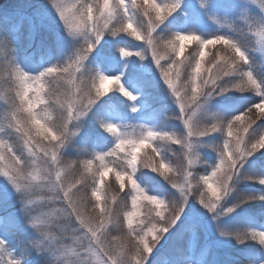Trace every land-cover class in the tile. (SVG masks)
<instances>
[{
  "label": "snow or ice",
  "instance_id": "6c2138e0",
  "mask_svg": "<svg viewBox=\"0 0 264 264\" xmlns=\"http://www.w3.org/2000/svg\"><path fill=\"white\" fill-rule=\"evenodd\" d=\"M214 2L215 0H209L208 7H211ZM251 3L256 4L257 0H251ZM51 6L57 12L64 28L67 29L68 36L73 39L81 38L83 44L75 49L74 56L68 57L66 62L54 63L44 67L36 75H30L27 71L21 70L13 62L16 79L20 85V90L16 93V96L19 98V105H13L14 110L11 113L8 127L9 129H14L15 133L23 139L24 147L30 154H34V143L39 147V143L34 140L33 136V129H35L36 136H42L44 140L49 142L48 146L40 147V151L43 152L45 157H49V149H51L50 160L52 166L58 165L60 163L58 149L65 147L68 141V124L71 123L74 116L77 118L86 116L97 102L111 91V85L115 84L118 86L117 91L129 100L133 102L137 100L138 97L125 87V84L122 82V74L107 75L102 73L98 68L89 69L84 63L97 50L98 46L101 45V41L104 40L106 33L111 36H116L119 33H128L135 37L136 40L146 41L152 51V59L155 65L161 70L167 89H170L176 98V103L179 106V114L176 118L183 119L187 128L186 138H175V142L180 144L182 148L186 147L191 152L193 149L192 140L194 138L208 137L216 132L224 133L225 129L227 137L231 138L235 135L234 142L231 139L224 140L223 147L218 153L219 163L213 166L211 176L200 177V180L203 181V184L211 194L210 198H206L204 192L199 191V189H194L192 181L195 177L193 176V172L185 170L183 173L185 181L183 185L178 186L176 183L169 181L172 188H178L179 195L172 193V195L176 196L174 200L158 199L157 195H144L143 188L137 182L139 180L138 177L133 178L137 172L138 154L145 146L152 148L154 140H173L174 137L167 131L148 128L138 139H129L127 132L122 130L118 126V123L106 121L99 116L96 117L97 125L104 132L115 136V146L107 152L98 153L95 157L96 160L100 161V168L98 169V178L96 176L92 177V196L96 198L97 202L100 200V188L98 185L104 183L105 177L110 172H115L116 181L119 183L121 189L124 188V178L127 177L135 193L131 196L133 211L124 214V219L127 221V235L132 241L131 251L133 252L131 258L128 259V264H147L156 246L166 235L172 234L173 230L177 229V225H181L182 231L186 227H191L193 235L197 236L204 227L201 220L205 213L215 221L220 216L233 212L235 208L247 203L249 200L264 201V194L239 193L235 203L231 207H225L227 203L226 198L237 190L236 186L240 180H253L264 185V177L242 173L248 157L257 151L264 150V91L261 90V85L254 78L253 73L245 70V66L250 61L249 54L245 50L246 46L241 45L234 37L226 34H216L211 38L204 39L193 30L186 32L176 31L173 39L164 41V45L171 49L176 58L183 55L185 41H196L198 43L199 59L195 58L196 54L194 53V65L189 61L187 66L191 69V100L199 109L202 110L212 97L222 95L233 89L245 92L251 86L257 92V96L261 97L259 102L251 103L249 107L245 108L241 113L234 115L231 119L214 114L215 122L208 120L201 126V122L193 120V116L189 114L191 105H186L183 102L181 89L173 81V71H175L176 81H179L182 62L177 63L176 60H171L167 68L161 65V60L165 57L158 55V42L152 36V33L157 28L162 32L161 26L165 25L168 18L180 9L181 0H173L171 4L163 6L157 3L156 0H142L141 5H137V0H131V6L127 5L125 0H113L111 3L110 0H103L102 6L98 0L96 3L84 0L75 9L65 7L63 4L58 3L57 0H51ZM199 8L207 10L205 6ZM141 11L142 15L148 18L147 29L144 35H142L141 31L142 24H137L136 26L133 24L134 16ZM153 12L155 13L154 19L152 17ZM164 12L167 15H163L162 13ZM13 19L15 22L12 24L10 31L0 32V43L12 45L21 38L27 39L29 42L37 39V26L30 19L28 20L29 30L27 35L21 31L25 18L14 17ZM248 19L258 26L257 34L264 41V4H260L259 17L253 14ZM52 40L56 47L62 45V38L54 36ZM217 44L225 46L231 52V55L224 59H221L217 55L212 64V68L217 69V73L212 74L209 78L200 79L205 49L210 45L214 46ZM41 46H45L43 42ZM13 51L15 52L14 48ZM119 54L120 57L124 58L136 55L143 59L147 53H133L125 47H119ZM212 68L208 70L210 73L212 72ZM65 77L68 78L69 82L80 80V85L76 87V94L82 95H80L79 100L68 99L66 108L65 104L57 99L55 102L59 103L62 109H65V112L62 114L64 119L60 123H56L55 121L46 122L44 118L39 117L34 111L40 104L48 103L47 100L42 99L40 96L43 86L41 85L40 88L33 89V85L29 82L36 81L39 83L42 78H51L58 88ZM198 79H200V84L197 83ZM201 84L206 90L200 91L199 95H197ZM32 91H35L34 97L29 95ZM185 94H187V91H185ZM48 95L49 97L56 96V90L50 89ZM84 97H87V103L83 102ZM131 111L136 112L138 108L134 105ZM18 113H26L27 116L20 117ZM257 120H259L258 124L256 123ZM238 126L242 129L244 135H241L239 131L234 133L233 130L238 128ZM0 131H3V129H0ZM200 140L198 139L197 143H200ZM126 146L131 151L126 152ZM0 149H4V151H0V161L5 159L6 152L11 162L10 165L5 166L0 171V176L5 177L8 184L14 189L19 204L17 212L21 214L20 217L11 213L0 215V226L6 227L11 225L15 229L14 232L6 230L0 236V264H19V260L15 256L4 251L5 246L9 243V236L13 240L24 241V254H31L32 252L42 253L46 257L44 264H53L50 256L54 252V245L46 243L47 236L42 234L39 239L25 236L29 228H37L38 224L28 216V204L30 201L27 200V189L30 185H24L22 188V165L25 163L23 156H17L13 148L6 146L3 140H0ZM119 152H125V156L123 157V162L118 165L120 170H116L109 167L108 163H105V159L106 157H115L116 160H120ZM152 152L157 156L166 158L163 150L159 147L152 148ZM116 160L111 162L116 163ZM192 162L189 159V165ZM84 163L87 171H91L93 161L87 160ZM144 166L152 167L153 171L158 170L150 164H145ZM159 168H167L163 159ZM161 174L163 175V173ZM41 178L47 181L45 186L52 193L51 198L59 199L66 203L65 211L68 216L75 217V220L79 224V229L83 231L89 240L88 246L84 249L85 253L94 244L98 254L105 257L100 264H125L123 256H117L104 246L102 242V235L105 232L103 220L100 223L93 224L90 218H86L85 216L84 209L87 206L88 196L86 191L81 192V188L78 187V185H84L85 178L82 176L79 181L66 185L59 171L56 172L54 179L51 172H45L43 177L38 175L31 176L32 181H38ZM165 178L167 179V177ZM78 193L79 195L77 196ZM10 198L11 194L5 197V199ZM140 199L155 204L157 208L162 206L167 211V215H165L164 211H156V216L159 218V227L157 223H152L151 220L148 221V224H145L141 220L138 222L141 226L133 227V217L137 215L138 201ZM193 203L198 204L203 213H197V211L193 210ZM94 207H99V204L97 203ZM100 215L101 217L108 215L109 223L112 222L111 213H106L105 209L102 208L100 210ZM115 223L122 227V221L119 217L116 218ZM217 230L221 236L234 238L238 244L245 243L249 239L255 241L258 238L259 244L264 246V231L229 230L219 225H217ZM182 231L175 233L177 242H179V234ZM56 243L58 244L59 240H56ZM5 255L8 257L7 261L4 260ZM80 264H84V261L81 260Z\"/></svg>",
  "mask_w": 264,
  "mask_h": 264
},
{
  "label": "trees",
  "instance_id": "16d2710c",
  "mask_svg": "<svg viewBox=\"0 0 264 264\" xmlns=\"http://www.w3.org/2000/svg\"><path fill=\"white\" fill-rule=\"evenodd\" d=\"M47 0H0V32H7L11 29V24L14 22V17L17 18V11L23 10L30 14L36 13V9L38 5L48 4ZM79 5L84 2V0H79ZM89 2L96 3L97 0H89ZM99 2V0H98ZM160 5L168 4V2L162 0H156ZM4 3V4H2ZM125 3L131 6V0H125ZM142 0H137V5H141ZM257 4H264V0H257ZM183 9H178L175 12L176 18L183 17ZM141 13H137L134 16L133 24L136 26L137 24H142V35L146 32L145 22L141 16ZM166 12L162 13L165 15ZM95 14V9H94ZM131 14V13H130ZM155 17V13H152ZM148 21V18L145 17ZM180 26V25H179ZM162 27V32L159 28H157L153 33V38L158 42V51H160L161 56L165 58L161 60V65L167 68L168 64L171 60H176L177 63H181L180 72L181 75L179 77V81H176L177 86L181 89V95L184 98L191 100V69L187 66L189 61H191L194 65L193 54H196V59H199L198 56V43L196 41H185V49L183 55L179 58H176L174 54L171 52L170 48H167L164 45V41L174 38V33L179 31L176 27ZM239 28V27H238ZM237 27H232L231 29H209V30H197L195 31L202 38L208 39L216 34H226L228 36L234 37L238 42L239 40V32ZM238 29V30H237ZM22 31V30H21ZM241 32L247 31V28L240 29ZM23 32V31H22ZM52 35H47V32H43L41 29L37 34V40L42 45L44 43L45 47L53 50V53L49 56V60L41 67L36 69L34 67V62L30 60H26V54L23 53V50L26 46V40L21 38L18 42H14L12 45H6L4 48V57L0 60V85L1 83L5 86V92L10 97V100H14L19 105V98L16 96L17 91L20 90L19 81L16 79V74L14 70V63L21 70L27 71L30 75H36L38 71L42 70L44 67L50 66L54 63H64L67 61L68 57H70V53L73 49L65 48L64 50L58 49L55 46L52 40ZM123 41L122 46L126 49L135 52H146L147 54L142 59L140 56L133 55L131 57L123 58L119 60V67L122 71V77L126 79H134L139 76H144L145 74H150L151 70H156L157 72H161L160 68L157 66L154 67L152 63V51L144 40H136L135 37L131 38V35L125 33L121 38ZM242 41V39H241ZM179 43V42H177ZM83 44V41L76 42L75 46L79 48ZM246 46L248 49V54L250 57L249 64L245 66V70L251 71L253 73L254 78L257 79L258 83L261 85V90L264 91V77L262 76L263 72L250 49L252 44H248L244 42L242 44ZM164 46L165 49H161L160 47ZM217 46V49H216ZM15 49V52L13 51ZM251 52V53H250ZM158 55H160L158 53ZM219 57L221 59L227 58V56L231 55V52L225 48V46L221 44L210 45L207 49H205V56L202 60V68L200 79L209 78L212 74L217 73V69L212 68V64L214 62V58ZM105 58L102 53L93 52L85 64L89 69H97L101 65V63L105 64ZM171 58V59H170ZM3 61V62H1ZM96 63V66L93 65ZM155 68V69H154ZM212 68V72L210 73L208 70ZM5 71V73H3ZM79 75V74H77ZM173 77H175V71H173ZM86 79V77H85ZM200 79H198L197 83L200 84ZM227 79V78H224ZM176 80V79H175ZM37 88L43 86V90L40 92V96L42 99L47 100L48 103L40 104L34 111L41 118H44L45 121H55L56 123H60L63 121L64 116L62 115L65 112V109L60 107L59 103L55 101L58 99L61 103L65 104V108L67 107L68 99L79 100L80 95L76 94V87L80 85V80H76L74 82H69L68 78L60 83L59 87L51 78H42L39 83L36 81H30ZM223 82V81H219ZM117 87L115 84L111 87V91L106 94L105 97H102L97 104L93 107V109L86 115L80 116V121H83L82 128H74L73 120L68 124V141L66 142V146L59 148L60 154V163L59 171L61 173L62 179L65 184H71L74 181H79L83 176L85 178L84 185H78L81 188V192L87 193L88 200L87 206L84 209V213L86 218H90L93 224L100 223L103 220L105 224V232L102 235V242L106 248H109L114 254L117 256H123L125 258V264H128V259L133 255L132 249V241L127 235V221L124 219V214L129 212L132 207L131 196L133 195L132 189L128 183L127 177L124 178V188L121 189L119 183L116 181L115 172H110L104 180L102 185H98L100 188L99 196L100 200L97 202L96 198L92 196V177L96 176L98 178L100 168V161L96 160L95 157L98 153L107 152L114 148L115 143H113L114 136L112 134H103L104 132L102 128L97 125L96 117H102L105 120L109 116V109L111 102L118 107V110L122 112L121 115H128L126 109L120 105V101L117 98L122 99V95L117 91ZM231 87V85H229ZM56 90V96L49 97V90ZM148 88H142L140 95L145 96L146 101L148 102V107L152 108L154 102L148 100L147 95ZM206 90L204 86L201 84L200 88H198L197 95H199L200 91ZM187 91V94H185ZM228 99H214L221 100L224 103H237V100L242 101V105L237 104V109L234 111H230L228 113L223 112L222 117L226 119H231L234 115L241 113L245 110V108L249 107L253 102H259L261 99L260 96H257V92L251 88V86L245 92H239L233 89L232 91H228L226 93ZM222 94V95H224ZM17 98V99H16ZM192 101V100H191ZM84 103H87V97H84ZM14 110V109H11ZM26 117L23 113H18V116ZM75 117V116H74ZM73 117V118H74ZM130 119V117H129ZM130 120H126L125 122H129ZM208 121V120H207ZM117 122H121L120 117L117 119ZM215 122V121H214ZM6 122L0 119V129H3L2 138L9 144L10 147L13 148L14 153L17 156H23L25 163L22 165V174L29 168L30 158L28 156V152H25V147L23 144V139L15 133L14 129H9V127L5 124ZM259 123V120L256 122ZM203 126V123L201 124ZM174 126L168 125L165 127H160L159 131H167L170 135L174 137L173 140L160 141L159 139L154 140L152 142V148L159 147L163 150L165 157L162 158L157 156L152 152V148L145 146L140 153L138 154V162H137V176L140 181L144 185H158L165 183L163 185L166 189L164 192L166 195V200H174L176 198L175 193L171 183L169 181L176 183L178 181L177 173L180 171L181 163H183V153L184 148L181 147L180 144L175 142V138H183L180 131L176 128H172ZM255 127V125H253ZM78 131H82V133H77ZM128 131L134 133H141L142 129L140 128V123L134 121L133 128H129ZM234 133L239 131L241 135H244L242 129L236 128L233 130ZM251 131V130H250ZM216 139L213 144V149L216 153H219L220 149L223 147V143L225 139H231L233 142L235 141V135L231 138L227 137L226 129L224 133L217 132ZM34 140L39 143V147L34 143L33 148L35 151H38L40 147L48 146L49 142L44 140L42 136L35 135V129H33ZM247 138V137H245ZM40 151V155H42L43 160L47 161L50 159L51 149H49V157H45L43 152ZM120 156V160H116L115 157H106L105 163H108L109 167H112L116 170H120L118 165L123 162V157L125 156L122 152L118 153ZM8 155V154H7ZM41 157L39 156V159ZM251 159L247 165H245L242 169V173L244 174H252L260 177H264V150H260L255 152L251 157ZM167 165V168L160 169L159 165L161 160ZM92 160L91 171H87L85 166V161ZM116 160V163H112L111 161ZM219 163V156L218 161ZM216 163V164H217ZM52 164V162H51ZM145 164H150L155 166L158 170L153 171L152 167H145ZM214 166V165H213ZM213 166L207 165V171H209V176H211ZM56 167V165H55ZM206 169H200V173L202 174ZM52 177L55 175V171L50 170ZM157 173V175H156ZM163 173V175L161 174ZM167 177V179L165 178ZM199 183H197V189L199 191L204 192L206 198H210L211 194L208 192L207 187L203 184V181L200 180V177L197 178ZM162 181V182H161ZM45 183V182H44ZM40 185H30L27 191L33 192L30 196L40 197L42 198L43 203L40 205L42 207L36 208L38 209H50L52 210L53 206H60L57 208L54 215L56 216V220L51 223L53 226L50 230L53 240H62L59 241L57 246L59 248H54L53 254L50 256L53 264H64L61 257H59L61 252L63 251V247L66 245L73 246L75 242L72 239L73 228L75 225L69 219L65 220L62 213L65 211L66 203L62 202L59 199H53L52 193L48 191V188L45 186L46 184ZM237 190L233 192L232 195L226 198L227 203L232 206L235 203L238 194H264V185L259 184L257 181L253 180H240L236 186ZM176 194V193H175ZM199 194V193H197ZM79 193L77 194V196ZM18 199V197L16 196ZM99 204V207H94L96 204ZM50 205H52L50 207ZM7 206L11 209H14V204L10 199L2 201V197L0 196V214L7 215L10 212L9 208H4ZM140 209L138 211V215L135 217L133 221V227H139L141 225L138 224L139 221L143 220L145 224H148V221L151 220L152 223H157L159 227L158 220L159 218L156 216V211H164L165 215H167V211L162 207L161 209L155 207L152 203L147 200H142L139 205ZM105 209L106 213L110 212L112 216V222L109 223L108 215H104L101 217L100 210ZM235 216V218H234ZM122 221V227L116 225V218ZM227 221L224 220L225 229L229 230H256V231H264V201L262 200H249L247 203L241 204L239 207L235 208L233 212L226 215ZM66 224L64 227L63 224ZM151 226V225H149ZM223 226V227H224ZM178 231H182L181 225H177V229L173 230L172 234L167 235L165 241L162 239L159 243L160 247L156 246V249L152 253L149 258L147 264H186L184 261L188 259L192 254H195L197 249V244L200 239L202 230L199 232L197 236H194L191 230V227H186L179 234V242H177L175 238V233ZM28 233H25L27 236ZM31 238H34L31 236ZM63 240H65L63 242ZM229 250H225L226 260L229 264H264V246L259 244V240L253 241L251 239L245 241V243L238 244L236 240L233 238L229 243ZM20 247L24 250L25 245L24 241L21 240ZM177 247L175 251L173 248ZM56 249H59L55 251ZM30 257L29 264H44V260L46 257L42 253L32 252L28 254ZM74 264V263H72ZM188 264H191L188 263Z\"/></svg>",
  "mask_w": 264,
  "mask_h": 264
},
{
  "label": "rangeland",
  "instance_id": "374dc122",
  "mask_svg": "<svg viewBox=\"0 0 264 264\" xmlns=\"http://www.w3.org/2000/svg\"><path fill=\"white\" fill-rule=\"evenodd\" d=\"M165 2H168V4H171L173 0H162ZM58 3L63 4L65 7L73 8L79 7V0H57ZM113 2V0H110V3ZM46 3L48 4H42L36 6V13L30 14L28 12H25L23 10L17 11V18L24 17V26L21 29L25 35H27V32L29 30L28 20L30 19L33 24L37 26V34L42 29L43 32H47V35L52 36H58L62 38V45L58 47V49L64 50L65 48L73 49L70 53L71 56H74L75 49L77 48L75 46L76 42L79 43V41H83L81 38H75L69 37L67 34V29L64 28L62 22L59 20L57 12L54 10V8L51 6V0H47ZM100 5L102 6L103 0H99ZM4 4V3H2ZM167 4V3H165ZM1 5V4H0ZM209 0H181V9H183V17L181 19L173 14L171 17L168 18V20L165 22V27H176L180 32H186L189 30L197 31V30H209V29H231L232 27H239L240 29L247 28V31L241 32L240 29L239 32V43L242 45L244 42L248 44H252L250 47L258 66L260 67L261 71L263 72L262 76L264 77V41H262L261 37L257 34L258 32V26L253 24L248 18L251 17L253 14H255L257 17L260 16V5L259 4H252L251 0H215V2L211 5V7H208ZM206 7L205 10H201L199 7ZM96 14V13H95ZM94 14V15H95ZM167 15V13H165ZM141 16L144 20V24L147 28L148 21L146 18L142 15ZM152 17L154 19V15L152 14ZM15 22V21H14ZM13 22V23H14ZM12 23V24H13ZM11 24V27H12ZM180 25V26H179ZM111 27V25H110ZM125 33H119L116 36H111L110 34L106 33L104 40L101 41V45L98 46L97 50L94 52L102 53L105 58V64L101 63L99 66V70L107 75H114V74H122L121 68L119 67V60L123 59L124 57H120L119 54V47H123V40L121 39L124 36ZM131 38H134L131 36ZM24 39V38H23ZM242 39V41H241ZM26 40V46L23 50V53L26 54V60H30L34 62V67L38 69L39 67L43 66L48 60L49 56L53 53V50H50L48 47H42L41 44L38 42V40H34L32 42H29ZM145 41V40H144ZM146 42V41H145ZM4 48L5 44L0 43V60L4 57ZM161 49H165L164 46L160 47ZM217 49V46H216ZM247 52L248 49L245 48ZM158 53L161 55L160 51ZM251 53V52H250ZM3 62V61H1ZM86 62V61H85ZM84 62V63H85ZM153 66L156 67L155 62L152 59ZM93 65L96 66V63ZM0 67H2L0 65ZM155 69V68H154ZM5 73V71H3ZM174 83H176L175 77H173ZM122 82L125 84V87H127L131 92H133L134 95H136L138 98L135 102L129 100L127 97H124L122 95V99L117 98L119 100L120 105L123 106V108H129L126 113L128 115H120V112L118 111V107L114 104V102H111L110 109H109V116L107 117L106 121L118 123V126L122 128V130L126 131L128 134L129 139H138L143 133L147 131L148 128H152L153 130H158L160 127H165L171 124V126H174L172 128H176L180 131L183 138H186L187 128L184 124L183 119H177V115L179 114V106L176 103V98L172 94L170 89H167L166 84L164 83L163 76L161 72H157L156 70H151L150 74H145L144 76H139L138 78L134 79H126L122 77ZM33 85V89H38L36 85L29 82ZM113 85H111L112 87ZM148 88V92L150 93L147 95L148 100L153 101V107H148V102L145 99L144 96L140 95L142 88ZM143 94V93H141ZM30 96H35V91H32L29 93ZM182 96V95H181ZM12 96H8L5 92V86L1 83L0 85V119L4 120L6 125L8 126L10 120H11V113L13 110V105H17L16 101L11 99ZM228 99L229 97L224 95L214 96L212 97L208 103L204 106V108L201 110L196 105L193 104V102L187 98L183 97V102L186 105H191V108L189 109V114L193 116V120L200 121L201 124L206 122L207 120L215 121L214 114H218L219 116L222 115L223 112H230L234 111V109H237V104L242 105V101L237 100L235 98L237 103H224L221 100H214V99ZM17 99V98H16ZM136 106L138 108V111L132 112L131 108L133 106ZM194 113V115H193ZM25 116L26 113H23ZM22 114H20V117ZM120 117L121 122H117V119ZM130 117V119H129ZM140 123V128L142 129L141 133H134L128 131L129 128H133L134 121ZM74 128H82L83 127V121H80L79 118L74 117L73 119ZM126 120H130L129 122H125ZM79 125V126H77ZM77 133H82V131H78ZM101 133L108 135L109 133L101 131ZM217 133V132H216ZM216 133H212L211 136L204 137V138H194L192 140L193 149L191 152L184 147V153H183V163H181L180 171L177 173L178 175V181L176 184L183 185L184 184V171H192L193 176L195 179H193L192 183L194 185V189H197V178L202 176H209V171H207V165L213 166L218 161V153L215 152L213 149V144L215 142ZM2 132L0 131V140L5 141L2 138ZM200 140V143H197V140ZM113 143H115V136ZM6 146H9V144L5 141ZM0 151H4V149H0ZM125 151H131L130 148L126 146ZM25 152L27 153L28 150L25 149ZM40 149L38 151H34V154H30L28 152V156L30 158V165L28 170L26 171L25 176L22 174V188L24 185L27 184H33V185H40V184H47V181L43 178L39 179L38 181H32L31 176L32 175H38L40 177H43L45 172H49L50 170H54L55 174L57 171H59V166L56 165L52 166L51 160L48 159L47 161L43 160L42 155L39 154ZM42 153V152H41ZM125 155V152H122ZM39 156L41 157L39 159ZM251 157V156H250ZM191 159L193 162L191 165H189L188 161ZM251 161L250 158L247 159L245 165ZM10 161L8 159V155L5 152V159L3 161H0V171L3 170L5 166L10 165ZM244 165V166H245ZM200 169H206V171H203V173H200ZM60 172V171H59ZM54 174V175H55ZM131 174V173H130ZM157 175V173H156ZM137 174L133 176L135 179ZM53 179L55 178L52 177ZM139 179V178H138ZM140 183L141 187L144 190V195H157L159 198L166 199L165 195V183L158 184V185H144L140 179L137 181ZM128 183L130 185V188L132 189L133 194V188L131 182L128 180ZM30 188V187H29ZM176 195H179L178 188H173ZM33 192L27 191V200L30 201L28 204V216L35 220L38 224L37 228H29L26 233H28L27 237L31 238L33 236L34 238H41L42 234L47 236L46 243H51L54 245V248H59L57 246V243L55 240H53V237L51 235V228L53 227L51 225L52 222L56 220V216L54 215L57 208H60V206H53L52 210L50 209H36L38 207H42L40 204L43 203L42 198L40 197H34L30 196ZM8 194H11L10 200L15 205L14 209H11L7 206H4V208H9L11 214L16 215L18 217L21 216L20 213L17 212V209L19 208L18 199L16 198V194L14 189L10 184H8L5 177L0 176V196L2 197V201L7 200L5 199ZM144 199H140L138 201V208H137V215L138 211L140 209L139 205L141 204V201ZM155 205V204H153ZM52 205H50L51 207ZM155 207H157L155 205ZM225 207H231L230 204L226 203ZM162 206L159 208L161 209ZM193 210L197 211V213H203V210L200 209V206L198 204L193 203L192 205ZM133 211V208L131 207V210L129 212ZM7 213V214H9ZM230 214V213H229ZM3 215V214H0ZM63 217H65V220L69 219L75 227L73 228L74 235L72 236L73 241L75 244L73 246L66 245V247H63V251L61 254H59L64 264H80V261L83 260L84 264H100V262L105 259L101 254H98L96 246L93 244L91 249L85 253L84 249L88 246L89 240L84 235L83 231L79 229V224L75 220V217H69L67 212L64 211L62 213ZM136 215V216H137ZM228 215V214H227ZM135 216V217H136ZM135 217H133V221L135 220ZM235 218V216H234ZM224 220L227 221L226 215H222L219 217L218 220L213 221L209 215L206 213L202 216V224L204 227L201 229L202 233L200 236V239L197 244V249L195 254H192L189 259L191 261V264H229L226 260V253L225 250H229V243L233 239L231 237H223L220 235L219 231L217 230V225H219L222 228H225L224 226ZM63 226L65 227L66 224L64 223ZM224 226V227H223ZM8 231H15V229L8 225L6 227L0 226V236L4 234V232ZM167 235L164 237L163 242L165 241ZM62 241V240H59ZM65 240H63L64 242ZM21 240H13L11 236H9V243L5 246L4 251L11 253L13 256H15L19 260V264H29L30 263V257L28 254H24L23 249L20 247ZM158 248L160 245H157ZM177 247L173 248V251H175ZM59 249H56L57 251ZM8 257L5 255L4 260L7 261ZM187 264V259L184 261Z\"/></svg>",
  "mask_w": 264,
  "mask_h": 264
},
{
  "label": "bare ground",
  "instance_id": "6f19581e",
  "mask_svg": "<svg viewBox=\"0 0 264 264\" xmlns=\"http://www.w3.org/2000/svg\"><path fill=\"white\" fill-rule=\"evenodd\" d=\"M187 261H188L187 264L191 262L190 259H189V257H188Z\"/></svg>",
  "mask_w": 264,
  "mask_h": 264
}]
</instances>
